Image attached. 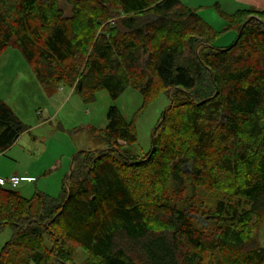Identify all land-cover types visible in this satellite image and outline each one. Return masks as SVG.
<instances>
[{
    "label": "trees",
    "instance_id": "trees-1",
    "mask_svg": "<svg viewBox=\"0 0 264 264\" xmlns=\"http://www.w3.org/2000/svg\"><path fill=\"white\" fill-rule=\"evenodd\" d=\"M62 1L0 0V56L18 49L48 91H107V126L90 128L106 148L73 157L59 199L0 185V264H76L80 249L82 264H264V10L216 5L237 31L220 47L181 0H67L70 15ZM129 88L170 102L143 155L116 105ZM27 131L0 99V152Z\"/></svg>",
    "mask_w": 264,
    "mask_h": 264
},
{
    "label": "rangeland",
    "instance_id": "rangeland-1",
    "mask_svg": "<svg viewBox=\"0 0 264 264\" xmlns=\"http://www.w3.org/2000/svg\"><path fill=\"white\" fill-rule=\"evenodd\" d=\"M62 7L70 15L71 6L67 0L62 1ZM211 11L216 17L213 22L208 18L209 23L223 31L227 27L226 21L216 7ZM0 99L28 128L9 150L0 152V179L27 178L17 188L26 199L33 198L37 192L59 199L73 157L82 150L106 148L90 128L102 130L107 126V113L113 105L107 91L99 90L90 103L68 86L48 91L21 52L13 47H8L0 56ZM169 103V98L161 95L145 106L143 96L132 88L120 96L116 105L127 120L134 122L137 132L133 153L143 155L152 148L153 131L163 119ZM184 170L188 172L189 169L185 167ZM200 192L208 206L225 200L222 195ZM198 219L205 224L201 217ZM254 233L258 244L264 247V220L258 223ZM11 236L9 228L0 232V253ZM86 258L87 254L80 249L76 252L75 263L82 264Z\"/></svg>",
    "mask_w": 264,
    "mask_h": 264
},
{
    "label": "crops",
    "instance_id": "crops-1",
    "mask_svg": "<svg viewBox=\"0 0 264 264\" xmlns=\"http://www.w3.org/2000/svg\"><path fill=\"white\" fill-rule=\"evenodd\" d=\"M181 2L190 9L196 11L208 23H209L208 18L212 22L213 20H215L216 16L211 11V9L217 7L216 5L219 6V11H223L224 13L229 15L248 8H252L256 10H264V0H181ZM202 2H206V3H202ZM207 11H211V12L207 13ZM204 13L206 14L205 16L203 15ZM226 23H227V27L223 30V32L225 33L216 42V45L220 47H227L231 45L237 37V31L227 30L228 22L226 21Z\"/></svg>",
    "mask_w": 264,
    "mask_h": 264
},
{
    "label": "built area",
    "instance_id": "built-area-1",
    "mask_svg": "<svg viewBox=\"0 0 264 264\" xmlns=\"http://www.w3.org/2000/svg\"><path fill=\"white\" fill-rule=\"evenodd\" d=\"M26 180L27 178H19L17 176H14L10 178L9 180L0 179V185L16 188L21 182L26 181Z\"/></svg>",
    "mask_w": 264,
    "mask_h": 264
}]
</instances>
